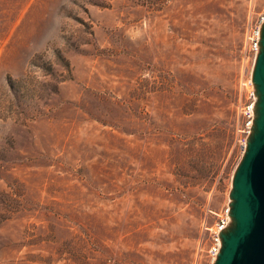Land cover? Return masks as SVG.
Returning <instances> with one entry per match:
<instances>
[{"label": "rangeland", "instance_id": "374dc122", "mask_svg": "<svg viewBox=\"0 0 264 264\" xmlns=\"http://www.w3.org/2000/svg\"><path fill=\"white\" fill-rule=\"evenodd\" d=\"M264 0H0V264H209Z\"/></svg>", "mask_w": 264, "mask_h": 264}, {"label": "water", "instance_id": "95a60500", "mask_svg": "<svg viewBox=\"0 0 264 264\" xmlns=\"http://www.w3.org/2000/svg\"><path fill=\"white\" fill-rule=\"evenodd\" d=\"M251 79L257 95L255 117L232 177L231 222L220 233L221 247L212 264H264V23Z\"/></svg>", "mask_w": 264, "mask_h": 264}, {"label": "built area", "instance_id": "2783aa9c", "mask_svg": "<svg viewBox=\"0 0 264 264\" xmlns=\"http://www.w3.org/2000/svg\"><path fill=\"white\" fill-rule=\"evenodd\" d=\"M264 23V8L256 14L248 22L244 33V42L247 49L248 59L254 61L259 51V41L261 34V27ZM242 87L245 90V102L240 106L239 112L243 120V126L240 130L241 136L239 138V145L242 153L245 150L247 138L251 134L253 121L255 117V105L257 101V95L251 79V75L245 78L241 82ZM231 218L229 214V205H227L220 213L216 214V220L212 225L206 226L205 230L209 234L210 242L206 246L204 252L209 261L212 264L221 247L220 233L224 231L230 224Z\"/></svg>", "mask_w": 264, "mask_h": 264}]
</instances>
